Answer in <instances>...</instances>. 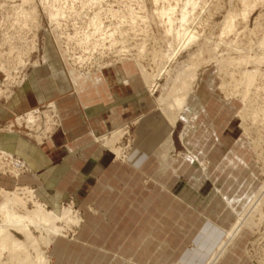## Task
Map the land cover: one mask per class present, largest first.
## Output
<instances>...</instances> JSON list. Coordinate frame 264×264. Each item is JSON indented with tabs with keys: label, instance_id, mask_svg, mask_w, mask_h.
<instances>
[{
	"label": "rangeland",
	"instance_id": "374dc122",
	"mask_svg": "<svg viewBox=\"0 0 264 264\" xmlns=\"http://www.w3.org/2000/svg\"><path fill=\"white\" fill-rule=\"evenodd\" d=\"M93 1L94 2L92 4H89V1L87 0H64L63 5L67 9H70V11L67 9L66 11H68L71 15L67 16V18L63 17L64 19L61 21L62 25L60 29L53 31V26L49 23L50 19L48 18L46 11L43 10L44 8L42 7L40 0H31L29 4L25 3L23 5L21 0H0V54L2 53L0 55V99L4 101L12 98L16 91H21L24 87H26L37 68L49 65L44 58L46 56L45 42L48 33L51 34L49 39L52 47L57 51L60 61L62 62V69L66 71L69 78L72 80L73 78L71 72L74 73L77 70L79 72V78L81 80H85L90 78L92 75L99 73L101 71L100 68L106 70L115 66H119V69L124 67L128 73H132L134 77H137L135 81L140 82L142 85L140 94L132 95L131 93H127V95L130 96L131 100H140V98L147 96L148 109L145 111V115L142 114L143 116L141 117L138 116V114L133 115L124 122L121 121L119 127L111 129L106 133L107 136H109L111 135L112 130L118 128L125 129L123 136L114 143V146L117 149H120L121 155L116 156L110 148L103 146V139L101 136L106 134L98 135V137H100V141L98 142L96 140L98 144L109 152L108 159L115 161L116 163H114V165L118 164L116 169L112 172L113 176L116 175L118 177V180L113 183L117 189L116 191L111 192L108 199L109 202L107 203L108 206H105L110 210L109 216H113L117 219L119 218V243L122 242L126 236L136 231L135 226L138 223H141V226H145L143 213L147 209H149L151 213L155 212L156 217L161 216L162 212L166 211L169 217H166L165 223H163L166 225L169 220L174 222H171L168 229L164 230L171 231V235H160V237L165 236L161 241H165L167 243L164 247L166 250H170L171 252L174 246L177 247L176 242L186 239L187 245H183L180 248V253L183 257H185V260H188L191 250L196 247L194 240L196 239L198 231L195 230L191 231L189 234H183V230H185V226L183 225L187 226L186 220H188L192 212L198 214L201 212L197 203L198 196L195 195V192L193 191V179L195 174H201L202 176H207V178L208 175L202 170L197 169L193 163L188 160L189 158L184 156V154L190 152V154L192 153L196 156L195 158H197V160H201L203 163L209 164L210 175L213 174L212 178H214L218 184L222 185L225 192H229V194L236 198L237 202L235 203V208H238V210L241 208V212L236 213V217L232 222L234 224L236 219L243 212L242 208H244L250 199L254 197L258 190L264 185V149H261L260 147L258 148L255 144V139L245 133L244 128H242L241 125L242 119L240 116V111L243 106L242 102L239 98L237 99V97L229 99L226 98L224 93L218 88V84L221 81L219 78L220 74L218 73L217 68L210 64L208 66L201 67L202 69L199 71V80H197L194 85V91L197 93L198 88L200 87L199 91L205 92L204 96L208 95V107L210 110L218 113L215 117V121L211 122V117L204 115L203 113L198 119V122H196L195 119L198 115L189 119L193 114L187 111V114H185L186 116L183 115V117H187L188 121H185V118H181L175 127H171L169 122L163 116L160 106L156 102L157 98L162 95L161 88L154 92L150 91L143 84L138 72L134 70L136 60L138 59L133 56V53H138V49H136L135 46L136 43H142L146 48V53L142 56V60H144L145 65L151 73L154 71L156 65L151 60V52H159L164 49V46H162L161 43V33L157 31L154 32V36L159 42L157 43V41L155 42L152 38V35H145V33L141 30L136 32L130 31V34L126 35L125 39L118 36L119 31H117L113 37H110V32L106 31L105 35L102 37L98 38L94 35L91 36V39L94 41L97 39L99 40L97 44H94V41H91L85 45V43H81V38L86 36L84 35L86 32H90L86 29L87 19H89V17H92L97 12H101L104 22L109 23L112 20V17L105 13V9H101V5L104 6V8L107 4L108 6H113L115 9H119L125 8L127 1L129 3L132 2L131 4L136 3L131 0ZM144 1L146 5L144 10L152 12L150 0ZM214 1L216 0H210L208 5L209 3L212 5V2ZM223 5L227 7L228 0H223ZM262 5L263 6H259L253 13L251 20L249 21L250 29L254 28L258 15H264V3ZM26 6L29 9H27ZM21 7L27 10H30L31 8V11L34 9L38 10V15L36 18L34 17L35 19L33 17L30 19L31 21H29V23H31H28L29 26L25 31L19 29V24L24 22L22 19L21 20L23 22L20 21V15H18L17 11H20ZM223 11L224 9L221 10L220 13L215 14L214 20L216 23L222 20ZM206 15L207 14L203 13L204 18ZM36 19L37 21H35ZM32 21L35 24H33ZM261 21L264 22V16ZM138 23L140 24L141 22L138 21ZM211 25V23L208 25H206V23L203 24V32H205L204 36L210 33L212 29ZM33 27H35V29H33ZM215 32L218 34L217 29H215ZM246 34L249 35L248 32ZM248 35H246L247 37H245V35H241L239 38H243V41H247L250 37V35L249 37ZM70 37L73 39L71 42L68 40ZM233 37L234 36H232V38ZM252 37H254V35H252ZM8 38H11L12 41L11 39L8 40ZM33 38H36V47H34ZM111 38H113V41ZM5 39H7V44L5 43ZM114 41L117 44H115ZM10 42L11 46L10 44L8 45ZM113 42L114 44L112 45ZM121 42H123V44H120ZM115 45H118L120 48L122 47L125 53H119V56L115 57V55L119 52L115 51ZM28 48L33 49L32 51H26ZM65 49L68 50L69 57L66 55L65 57L63 55ZM22 50L24 51L23 55L21 54V52H23ZM3 56L5 60H3ZM125 57H127V59H122ZM185 58V54L178 56L176 60L172 62V67L175 68L177 64ZM2 64H8V68L5 70L3 68L1 69ZM14 65H17L18 67L14 68ZM262 69H264V65L262 66ZM135 73H137V75ZM166 76L167 73L163 72L162 79L159 81L160 84L165 82ZM203 77L205 78L204 81ZM209 83H213L214 86L211 87ZM83 84L86 86H88V84L94 86L90 80L84 82ZM120 87L121 86L119 85V95H124V93L130 89L131 82L129 84L123 83L122 88L126 90L125 92H123ZM121 98L119 100V105H122L124 99H127V97H124V99ZM127 102H130V100ZM127 102L124 103L127 104ZM50 104L53 105V109L59 115V117H55V115L54 117L58 121L60 128L58 127L57 130L48 132L47 134L43 133V135L42 130L41 139H39L36 137L35 133L42 126V124L39 125L38 123L40 121H38L37 124L39 127L37 128L35 126L36 117L32 111L40 109V114H43L44 118H47V115L45 116L44 112L50 110ZM193 104L194 102L191 100L189 106L194 108ZM49 113L51 115L53 114L52 112ZM45 114L47 113L45 112ZM31 115H33L34 118L29 121ZM25 120H27L28 124ZM47 120L49 121V119ZM247 124L253 128V136L263 135L262 137H264V127H260L258 129L253 126L250 121H248ZM45 125L48 124L45 122ZM49 126H51L50 128L52 129V125L50 123ZM61 128L62 117L58 104L57 102L49 99L39 102L28 110L18 114H13L10 118L0 122V132L6 133L9 132V130L13 131L15 133V137L23 136L38 145H42L47 140H51L56 132H58ZM217 135L221 141L228 146V148H226L223 144H220ZM181 136L185 137L184 142L181 139ZM40 142L42 144H40ZM1 149L3 150V147L0 146V150ZM259 152H261V156H259ZM12 154L14 156V161H7L8 159H2L0 161V188L15 191L17 186L19 190H22L24 187H28L34 191L36 199L40 200L44 204L41 198L37 195L38 193L34 187L19 183L10 186L5 181L4 178H11L19 181L24 174L31 171L29 165L20 168L21 165H17L16 161L19 160L23 163L25 162L24 158L14 153ZM15 165L18 168L17 170H22L20 175H18L17 172L16 177H14V173L12 172V169H15L13 168ZM209 171L207 173H209ZM183 187L188 190L189 195L186 197V193L182 192V194L188 200H192L195 207H190L181 201L180 189ZM261 196L260 198H262ZM257 199L256 202L259 201ZM102 200L103 199L98 200V202L102 203ZM226 204L229 205L228 203ZM32 205L33 204L30 203L29 206L33 207ZM45 205L48 210H53L59 215L62 213L63 209H71L74 211L75 215H78L80 218L81 222L78 227L74 226V228L69 230L66 234L64 233V236H60L65 238L60 252H72L76 245L75 241L79 240V237L81 236L80 231L82 230L79 228L83 226L85 212L82 209L77 208L73 198L65 203L63 201L62 207L59 208V210L51 208L48 204ZM92 206L96 207L95 204ZM230 206H233L232 203ZM251 206L254 205L252 204ZM211 207L217 208V210L220 211L223 210V208H228L224 205L221 206V204H215ZM192 208L194 209L192 210ZM262 208L264 212V202ZM97 214L99 215V213ZM181 214L184 216L183 218H181ZM260 217V215L256 216V227H246L228 249L229 251L236 244L237 239L241 238V236H247L248 243L245 248V254L251 260L252 264H264V219L262 220ZM175 221L177 222V226L174 227ZM232 225L225 226V230L220 233L219 244L222 240H224L227 231H229ZM205 230L212 235L216 232L215 228L212 229V226L210 227V225L208 228L205 227ZM156 231L163 233L162 225H159L158 230ZM180 232H182V234ZM92 234L93 231L90 235ZM60 237H57L54 242ZM51 247L49 249H45V251L50 260L49 264H56L55 257L51 252ZM217 247L214 249L212 254H210L205 264H207L209 259L213 256ZM77 250H79V247Z\"/></svg>",
	"mask_w": 264,
	"mask_h": 264
},
{
	"label": "bare ground",
	"instance_id": "6f19581e",
	"mask_svg": "<svg viewBox=\"0 0 264 264\" xmlns=\"http://www.w3.org/2000/svg\"><path fill=\"white\" fill-rule=\"evenodd\" d=\"M21 1L23 5L25 3L29 4L31 0ZM40 1L44 8L43 10L46 11L50 19L49 23L53 26V31L60 29L62 25L61 21L64 19L63 17L67 18V16L71 15L68 12L70 9H67L63 5L64 0ZM87 1H89V4L94 2L93 0ZM131 1L136 3L131 4L132 2L129 3L127 1L125 8L119 9H115L113 6H108L107 4L105 8L101 5V9H105V13L111 16L112 20L109 23L104 22L101 12H97L92 17H89V19H87L86 29L90 32L84 34L86 36L81 38V43H85L86 45L88 42L94 41L91 39L92 35L99 38L104 36L106 31L110 32V37H113L114 34L119 31L118 36L125 39V36L130 34V31L136 32L138 30H141L145 35H152L154 41L159 43L154 36V32L157 31L161 33V43L164 49L159 52H151V60L156 65L154 71L151 73L145 65L144 60H142V56L146 53V48L142 43H136L135 46V48L138 49V53H133V56L138 59L136 60L134 70L138 72L143 84L150 91L154 92L161 88L162 95L157 98L156 102L160 106L162 114L169 122L170 126L175 127L181 118H185L184 120L188 121V118L185 117V113L188 110L193 114L189 119L197 116L188 105L192 96L200 94V87L196 93L194 91V85L197 80H199V71L202 69L201 67L210 64L214 65L220 74L219 78L221 81L218 84V88L224 93L226 98L237 97V99L239 98L242 102L243 106L240 111V116L242 119L241 125L245 133L255 139L254 141L258 148L264 149L263 135L253 136V128L247 124V122L250 121V123L258 129L264 127V69H262L264 65V22L261 21L264 15L259 14L255 21L254 28H249V21L253 13L259 6H263L264 0H228L227 7L223 5V0H216L214 1L215 3L212 2V5L211 3L208 5L210 0H150L152 12L144 10L146 6L144 0ZM27 9L21 7L20 11L17 10L18 15H20V21H24L19 24V29L24 31L28 28V23L31 21L30 19L32 17L36 18L38 15L37 9L32 8L34 9L32 11L31 8L30 10ZM66 9L68 11H66ZM223 9V18L216 23L214 16ZM203 13L207 14V18L203 17ZM35 21H37V19ZM138 21L141 23L139 24ZM205 23L206 25L212 24V29L206 36H204L205 32H203V24ZM33 24L35 23L33 22ZM33 29H35V27H33ZM215 29L218 30V34L215 32ZM247 32L250 37L246 34ZM241 35H245V37L248 35L249 39L246 38L248 40L243 41V38H239ZM252 35H254V37H252ZM232 36L234 37L232 38ZM50 37L51 34L48 33L45 42L46 56L44 58L47 63H49V70L56 80L60 81V78L67 80L66 71L59 65L55 66L56 61H59L60 58L57 51L52 47L49 39ZM10 39L11 38H8V40ZM6 40L7 39H5V43L7 44ZM68 40L71 42L73 39L70 37ZM111 40L113 41V38H111ZM98 42L99 40L97 39L93 43L97 44ZM33 43L34 47H36V38H33ZM9 44L11 46V42L8 43V45ZM115 44L117 43L115 42ZM120 44H123V42ZM114 48L115 51H119L115 57H118L119 53H125L123 48H120L118 45H115ZM30 49L28 48L26 51H32L33 48ZM23 53L24 51L21 52L22 55ZM184 54L186 58L173 68L172 62L176 60L178 56ZM63 55L69 57L67 49H65ZM122 59H127V57ZM3 60H5V58ZM17 67V65H14V68ZM2 68L4 70L8 68V64H2L1 69ZM100 70V72H102L104 69L100 68ZM163 72L167 73V76L165 82L160 84L159 81L162 79ZM71 74L73 78L71 83L78 87L80 80L78 70L74 73L71 72ZM135 74L137 75V73ZM118 77L120 78V76ZM52 106L53 105L50 104V110L45 111L47 114L44 112L47 118H44L43 114H40V109L32 111L36 117L35 126L38 128L39 125L42 124V128H39L40 130H35L36 137L39 139H41L42 130L43 135V133L47 134L48 132L57 130L58 127L60 128L58 121L55 119V117H59V115ZM49 112L53 114L51 115ZM183 115L185 116L183 117ZM33 118L34 116L31 115L29 121L33 120ZM44 119L48 125H45ZM47 119H49V121ZM38 121H40L38 123L39 125L37 124ZM25 122L27 123V120H25ZM49 123L52 125V129ZM124 130L125 129L118 128L113 130L111 135L107 136L106 134L102 136L103 146L110 148L116 156H120L121 151L114 146V143L123 136ZM0 133L15 134L10 130L6 133ZM94 137L98 142L100 141V137ZM181 139L183 142L185 141L184 136H181ZM40 144L42 143L40 142ZM260 154L261 152H259V156H261ZM184 156L189 158L188 160H190L197 169L208 174L209 164L197 160V158H195L196 156L192 153L190 154V152L184 154ZM2 159H8L7 161H9L13 160L14 156L10 151L1 149L0 161ZM16 162L17 165H21L20 168L28 165L26 161L22 163L17 160ZM13 168H15L12 169L14 177H16L17 172L18 175L22 173V170H17L18 168L16 165ZM214 190L219 192L222 189L220 185L216 184ZM219 194L221 195V193ZM263 194L264 185L258 190L255 196L250 199L244 208H242L243 212L236 219L229 231H227L226 237L218 245L217 250L207 264H218L227 254L229 246L246 227H256L257 215L262 217H260V219H264L262 208L264 202ZM260 196L262 198H260ZM222 198L226 203L231 205L232 202L229 201L227 197L222 196ZM256 199L259 201L256 202ZM30 203L33 204V207L29 206ZM252 204L254 206H251ZM46 207L45 204L36 199L34 191L28 187L19 190L17 186L15 191L0 188V264H49L50 260L45 249H49L52 244H54L53 242L57 237L64 236L69 230L74 228V226L78 227L80 225V218L78 215H75L74 211L71 209H63L62 213L59 215L53 210H48ZM174 264L181 263L177 262Z\"/></svg>",
	"mask_w": 264,
	"mask_h": 264
},
{
	"label": "crops",
	"instance_id": "0c3cea01",
	"mask_svg": "<svg viewBox=\"0 0 264 264\" xmlns=\"http://www.w3.org/2000/svg\"><path fill=\"white\" fill-rule=\"evenodd\" d=\"M58 65L63 67L60 60L55 63V66ZM49 69L50 65L37 68L26 87L16 91L9 100L0 99V122L49 99L58 104L62 128L51 140H47L42 145L23 136L15 137V134L0 133V146L24 158L31 169L19 181L4 178L10 186L19 183L34 187L44 204L57 210L62 207L63 201L65 203L73 198L77 208L85 212L83 226L79 228L82 230L81 236L75 241L74 250L60 252L65 241L62 237L52 245L51 252L55 257V263L205 264L220 242V233L225 230V226L232 225L236 213L241 212V208L240 210L235 208L236 198L223 190L222 185L212 178L213 174L210 175V171L207 174L208 178L201 174L194 175L193 191L198 196L197 203L201 212L199 214L192 212L186 220L187 226L183 225L185 226L183 234L198 231L194 240L196 247L191 250L188 260H185L180 253V248L187 245L186 239L176 242L177 247L174 246L171 252L164 247L167 243L161 241L163 237L171 235V231L164 230L174 222L169 220L166 225L164 224L165 218L169 217L166 211L156 217L155 212L151 213L147 209L143 213L145 226L138 223L135 226L136 231L119 243V218L109 216L110 210L105 206H108L111 192L117 189L113 183L118 177L113 176L112 172L118 164L114 165L116 162L108 159L109 152L96 142L94 136L106 134L109 130L119 127L121 121L124 122L133 115L138 114L140 117L145 115L148 109L147 96L140 100L130 99L127 93L139 95L142 85L135 81L137 77L128 73L124 67L120 69L119 66L111 67L85 80L80 79L78 87L72 86L74 84L71 83L72 79L68 74L67 80L60 78L59 81L53 77ZM88 80L92 81L94 86L83 84ZM130 82V89L124 95H119V85L125 92L122 85ZM209 85L214 86L213 83ZM204 95L205 92H200L197 96H192L194 108L188 106L198 115L196 122L203 113L211 117L210 121L213 122L218 113L210 110L209 97ZM121 97L123 99L127 97L124 102L129 100L130 102L119 105ZM218 141L228 148L219 136ZM216 184L220 185L223 191L216 192L214 190ZM180 190L181 201L193 207L194 202L186 198L189 195L188 190L184 187ZM182 192L186 193V197ZM220 196L231 200L233 206L227 205ZM101 199L103 202L99 203L98 200ZM93 204L96 207H93ZM215 204L228 208L220 211L211 207ZM183 217L181 214V218ZM159 225H162L163 233L156 231ZM209 225L212 229L215 228V234L212 235L205 230ZM175 226H177L176 221ZM92 231L93 234L90 235ZM160 235L165 236L160 237ZM247 243V236H241L219 264H252L245 254Z\"/></svg>",
	"mask_w": 264,
	"mask_h": 264
}]
</instances>
